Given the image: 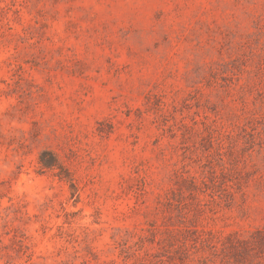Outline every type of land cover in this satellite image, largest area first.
Here are the masks:
<instances>
[{"label":"rangeland","instance_id":"374dc122","mask_svg":"<svg viewBox=\"0 0 264 264\" xmlns=\"http://www.w3.org/2000/svg\"><path fill=\"white\" fill-rule=\"evenodd\" d=\"M0 264H264V0H0Z\"/></svg>","mask_w":264,"mask_h":264}]
</instances>
